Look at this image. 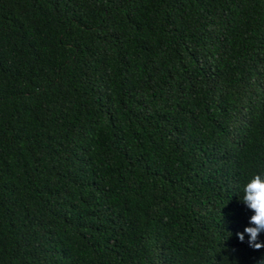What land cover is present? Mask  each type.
Listing matches in <instances>:
<instances>
[{
  "label": "trees",
  "instance_id": "16d2710c",
  "mask_svg": "<svg viewBox=\"0 0 264 264\" xmlns=\"http://www.w3.org/2000/svg\"><path fill=\"white\" fill-rule=\"evenodd\" d=\"M261 170L264 0H0V264H257Z\"/></svg>",
  "mask_w": 264,
  "mask_h": 264
},
{
  "label": "clouds",
  "instance_id": "9594fccd",
  "mask_svg": "<svg viewBox=\"0 0 264 264\" xmlns=\"http://www.w3.org/2000/svg\"><path fill=\"white\" fill-rule=\"evenodd\" d=\"M241 190L242 203L253 213L249 219L252 226L245 227L243 232L236 235L243 242L247 233L249 247L259 250L264 248V242L259 241L260 234L264 233V170L253 173L242 185ZM257 264H264V258L257 261Z\"/></svg>",
  "mask_w": 264,
  "mask_h": 264
}]
</instances>
